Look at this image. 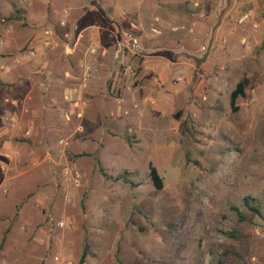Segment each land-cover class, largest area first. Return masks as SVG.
<instances>
[{
    "label": "rangeland",
    "instance_id": "1",
    "mask_svg": "<svg viewBox=\"0 0 264 264\" xmlns=\"http://www.w3.org/2000/svg\"><path fill=\"white\" fill-rule=\"evenodd\" d=\"M69 5L70 0H0V17L4 19L0 22V114L20 108L19 103L4 97L14 92L15 82L8 81L20 63L27 61L24 50L29 39L38 30L55 27L65 11L71 26L67 29V24L64 31L56 33L63 44L69 40L72 46L77 45V58L68 61L70 73H75L88 42L77 44L76 36L64 37V32L78 35L82 28L77 20L80 11ZM99 13L103 10L96 11ZM238 44L237 38L236 50ZM236 50L226 57L232 64L224 71V86L217 94L207 92L206 80L199 87L201 95H194V86L188 89L196 114L181 117L175 132L169 125L157 132L150 121L142 141L134 146V133L127 127H122V137L115 136L113 128L102 120L98 131L82 145L89 152L83 157L88 163L85 174L68 159L53 168L52 183L33 180L26 187L23 180L16 183L13 192L18 196L24 189L35 192L40 186L52 187L51 197L35 202L33 212L27 214L30 222L21 220L14 202L7 205L8 181L22 176L23 171V179L40 175V167L28 160L20 162L15 159L17 154L9 155L10 150L2 148L17 143L34 149L38 144L30 133L17 130V120V128L11 126L17 131L6 132L3 114L0 264H78L85 245L83 264H264V34L247 52ZM5 68L8 81L1 76ZM243 75L249 84L233 112L229 91ZM67 81L69 86L73 79ZM130 86L134 90L132 80ZM138 94L141 98V88ZM63 105L59 113L70 123L69 128L55 133L50 142L60 152L72 133L83 132L82 123L79 130L76 121L64 118L67 105ZM11 116L5 120L7 125ZM149 163L157 168L161 189H156L149 177ZM32 166L33 170L29 169ZM117 175L125 180H115ZM64 184L70 188L62 190ZM54 189L61 191L57 197L52 194ZM245 196L253 199L258 212L243 205ZM232 206L244 219H239ZM49 215L62 220L63 227L52 228Z\"/></svg>",
    "mask_w": 264,
    "mask_h": 264
},
{
    "label": "crops",
    "instance_id": "2",
    "mask_svg": "<svg viewBox=\"0 0 264 264\" xmlns=\"http://www.w3.org/2000/svg\"><path fill=\"white\" fill-rule=\"evenodd\" d=\"M262 4V0H94V3L91 0H70L69 8L80 11L77 20H80L82 28L78 35L68 32L63 35L67 34V38L76 36L77 44L81 40L82 43L88 42L81 58L91 60L95 70L83 91V132L72 133L63 152L50 144L55 133H64L70 125L59 113L65 104L62 94L68 84L62 73L73 72L68 61L77 58V45L65 55L61 48L63 39L55 34L52 46L44 49L41 46L43 31L38 30L25 47L32 45L35 56H26L24 50L27 61L20 63L9 81L8 67L1 72L4 80L15 82L14 92L6 94L4 100L20 104L18 110H4L0 114V117L5 115L1 118L6 132L24 130L38 144L32 149L6 142L2 150H10L9 155L12 156L17 154L19 159L16 155L15 159L20 162L28 160L40 167L37 169L40 175L23 179L26 172L23 171L22 176L8 181L11 191L7 205L14 202L21 220L30 222L27 214L33 212L35 202L51 197L49 190L52 187L40 186L35 192L24 189V193L18 196L15 190L13 192L16 183L23 180L25 187L33 180L52 183L55 178L53 168L68 159L85 174L88 163L83 157L89 152L82 145L98 131L102 120L106 127L113 128L117 133L115 136L122 137L125 133L122 127H127L129 133H134V146L142 141L150 121L157 132L164 130V125H169L175 132L181 117L196 114L188 89L194 86V95L199 96V87L206 80L207 92L217 94L224 86V71L232 64V60L226 57L236 50L237 38L241 44L237 45L236 51L247 52L253 42L263 37ZM100 10L103 14L97 15L96 11ZM245 10H251L253 15L251 20L240 23L239 17ZM252 20L258 21L257 29L252 28ZM57 22L53 28L57 32L64 31L65 27H59ZM67 24L68 29L70 23ZM133 38L136 46L131 43ZM92 46L96 49L94 55L88 54ZM224 54L225 57L222 56ZM178 77L181 80L175 81ZM131 80L137 92L131 89ZM140 88L141 98L138 94ZM111 94L115 96L111 97ZM165 106L171 111H167ZM9 115L18 121V128L17 122L14 127L17 130L5 122ZM66 188L70 186L64 184L62 190ZM60 193L54 189L52 194L57 197ZM45 245L49 250L48 244Z\"/></svg>",
    "mask_w": 264,
    "mask_h": 264
},
{
    "label": "built area",
    "instance_id": "3",
    "mask_svg": "<svg viewBox=\"0 0 264 264\" xmlns=\"http://www.w3.org/2000/svg\"><path fill=\"white\" fill-rule=\"evenodd\" d=\"M263 6V13H264V0L262 2ZM253 13L251 10H245L241 13L239 17V22L240 23H245L249 19L251 20ZM4 19L0 17V22H3ZM68 23L67 21V15L66 11L65 14H63L57 22V25L59 27H65L66 24ZM251 26L254 29H257L259 27V23L257 20L251 21ZM44 38L41 40V46L44 49L50 48L52 46V43L54 42L53 37L55 36L56 30L52 27H47L43 30L42 32ZM66 39L67 34L64 35ZM131 43L136 46V39H131ZM73 46L70 44L69 40L64 41V46H63V52L65 54L71 53V49ZM35 48L30 45L25 49V54L28 57H34L35 56ZM88 54L94 55L96 54V49L95 47H90L88 49ZM94 64L92 63L91 60H88L86 57H83L79 60L77 69L74 74H71L70 72H65L63 74V78L65 80L68 79H73V82L71 85L66 86L65 90L63 91L62 98L63 101L67 105V110L64 112V118L69 121V120H74L78 123V129H82V119L84 115V107H85V101L83 99V91L86 89L87 84L89 80L93 77L94 75ZM181 78L178 77L176 78L175 81H180ZM10 124L12 126H15V120L13 117L9 118ZM49 223L51 227H63L64 222L62 220H56L54 219L53 216L49 215L48 216Z\"/></svg>",
    "mask_w": 264,
    "mask_h": 264
},
{
    "label": "trees",
    "instance_id": "4",
    "mask_svg": "<svg viewBox=\"0 0 264 264\" xmlns=\"http://www.w3.org/2000/svg\"><path fill=\"white\" fill-rule=\"evenodd\" d=\"M249 84V78L245 75H243L235 84V86L233 87V89L230 91L229 93V104H230V109L231 111L235 112L238 110V106L236 105V100L238 97H242L245 96V89L246 86ZM101 170V169H100ZM102 171V170H101ZM103 174L105 176H107V174L105 172H103ZM149 177L153 183V185L155 186L156 189H161L162 188V179L156 169V167L154 165H152L151 163H149ZM119 179H123L125 180V178H123L122 175H117L115 177V180H119ZM243 205L246 206V208H248L249 210H252L254 212H258L257 207H255L253 205V199L249 196H245L242 199ZM231 209H234L235 211H237L238 217L239 219H244L243 214L240 213L236 207L232 206ZM4 241V238L2 239L1 242ZM87 256V247L85 245L79 259H78V264H83L85 262ZM118 264H121L120 262Z\"/></svg>",
    "mask_w": 264,
    "mask_h": 264
}]
</instances>
